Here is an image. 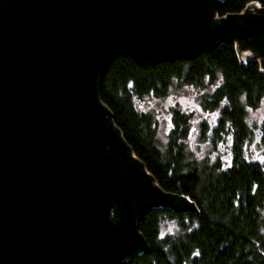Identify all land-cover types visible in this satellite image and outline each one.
Returning <instances> with one entry per match:
<instances>
[{
  "label": "water",
  "instance_id": "95a60500",
  "mask_svg": "<svg viewBox=\"0 0 264 264\" xmlns=\"http://www.w3.org/2000/svg\"><path fill=\"white\" fill-rule=\"evenodd\" d=\"M216 3L0 0V264H127L149 250L146 211L195 209L129 157L100 86L118 55L156 64L226 36L264 64V8Z\"/></svg>",
  "mask_w": 264,
  "mask_h": 264
},
{
  "label": "trees",
  "instance_id": "16d2710c",
  "mask_svg": "<svg viewBox=\"0 0 264 264\" xmlns=\"http://www.w3.org/2000/svg\"><path fill=\"white\" fill-rule=\"evenodd\" d=\"M254 3L259 7L250 9ZM263 8L264 0H217L216 15L229 18L245 10L256 14ZM240 43L226 36L192 57L156 64H139L121 54L106 69L100 97L127 149L163 191L186 196L195 205V209L185 210L160 205L146 211L139 231L149 250L129 255L127 264H264V166L247 159L243 150L252 136L246 107H257L264 100V64L256 56L243 58ZM219 76L222 82L211 94L210 103L227 102L218 130L233 131L231 165L205 170L186 161L176 132L164 154L157 143L155 120L136 108L134 96H163L175 79L201 85L206 77L214 80ZM185 120L176 112L178 126ZM164 219L177 221L176 236L161 234Z\"/></svg>",
  "mask_w": 264,
  "mask_h": 264
},
{
  "label": "rangeland",
  "instance_id": "374dc122",
  "mask_svg": "<svg viewBox=\"0 0 264 264\" xmlns=\"http://www.w3.org/2000/svg\"><path fill=\"white\" fill-rule=\"evenodd\" d=\"M250 52V48H243L241 56L245 59L253 57ZM221 82V76L214 80L206 77L201 85L183 83L175 79L163 96L154 93L134 96L136 108L151 114L155 120L157 143L164 154L167 153L171 134L176 132L177 143L184 149L186 161L195 162L205 170L216 165L221 168L231 165L233 131L218 130L221 112L227 102L223 101L217 106L210 103L211 94ZM246 109V121L252 130V136L244 143V155L247 159L258 161L264 166V142L262 141L264 100L257 107H246ZM176 112L185 116L186 120L181 123V126L175 122ZM132 155L135 156L133 153ZM144 168L147 171L145 166ZM111 213L113 215V208ZM178 230L177 221L173 219L162 221V235L176 236Z\"/></svg>",
  "mask_w": 264,
  "mask_h": 264
}]
</instances>
